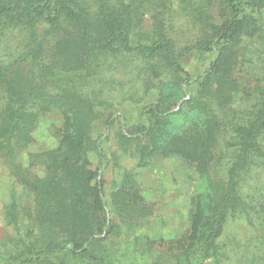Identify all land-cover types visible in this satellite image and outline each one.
<instances>
[{
	"label": "trees",
	"instance_id": "obj_1",
	"mask_svg": "<svg viewBox=\"0 0 264 264\" xmlns=\"http://www.w3.org/2000/svg\"><path fill=\"white\" fill-rule=\"evenodd\" d=\"M177 12L181 28L199 31L193 46L215 54L196 77L181 62L190 47L170 34ZM155 89L157 100L144 103ZM127 100L142 108L138 122L121 123L122 152L180 154L206 179L187 244L145 263L264 264V0H0V161L31 198L5 208L15 232L0 241L5 264H118L122 224L149 210L134 183L107 200L92 133L104 107ZM54 110L63 117L57 145L29 154L45 167L38 175L22 158ZM218 147L229 165L213 180ZM230 218L259 234L222 243Z\"/></svg>",
	"mask_w": 264,
	"mask_h": 264
},
{
	"label": "rangeland",
	"instance_id": "obj_2",
	"mask_svg": "<svg viewBox=\"0 0 264 264\" xmlns=\"http://www.w3.org/2000/svg\"><path fill=\"white\" fill-rule=\"evenodd\" d=\"M147 22L151 17L146 16ZM220 16H217V19ZM179 13L173 17L171 36L179 48L189 46L190 49L181 55V62L191 74L196 77L208 69L215 54L203 51L193 46L199 36L197 27L185 24L183 28ZM146 23V22H144ZM150 28V26H149ZM249 79L246 77L245 80ZM158 90L147 96L145 102L156 101ZM182 101L172 105L168 112L180 108ZM245 105L239 103V106ZM142 103L124 101L116 107H104L103 115L96 121L93 137L102 141L105 156L101 164V176L104 180L105 196L109 201L113 192L135 184L141 200L149 213L122 224L120 236L115 237L113 248L118 257L117 263L146 264L153 256L161 251H175L183 248L190 235L194 201L206 190V179L202 173L192 165L188 159L180 154L164 156L153 155L145 161L140 157H131L122 152L117 134L121 123H136L140 120ZM109 121V123H108ZM63 125L60 112L54 110L41 115L38 128L34 131V140L23 155L24 165L29 166L38 175L45 174V167L41 164H30V152L42 151L57 145L58 130ZM232 150L229 151V154ZM90 167H99V156L96 152L90 154ZM210 174L213 180L225 177L229 165V158L222 147H218L212 158ZM129 177H125V175ZM129 188V187H128ZM25 205H31V198L26 189L16 181L9 168L0 161V241L14 236L15 232L8 227L5 218V208L13 197ZM259 234L243 218H230L223 236L222 243L244 242ZM3 251V250H2ZM0 257V264H5Z\"/></svg>",
	"mask_w": 264,
	"mask_h": 264
}]
</instances>
